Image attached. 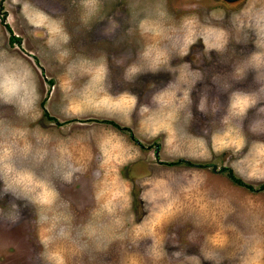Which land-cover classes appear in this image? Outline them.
Listing matches in <instances>:
<instances>
[{
  "label": "rangeland",
  "instance_id": "374dc122",
  "mask_svg": "<svg viewBox=\"0 0 264 264\" xmlns=\"http://www.w3.org/2000/svg\"><path fill=\"white\" fill-rule=\"evenodd\" d=\"M252 53L264 0H0V264H264V190L222 170L264 181ZM120 176L131 207L92 215Z\"/></svg>",
  "mask_w": 264,
  "mask_h": 264
},
{
  "label": "crops",
  "instance_id": "0c3cea01",
  "mask_svg": "<svg viewBox=\"0 0 264 264\" xmlns=\"http://www.w3.org/2000/svg\"><path fill=\"white\" fill-rule=\"evenodd\" d=\"M119 98L120 97H116L115 98V101L113 103L114 106L118 107V104H119V101H120ZM72 106H74V105L72 104ZM109 119H110V121H113V122H116V123H120V121L118 120V118L114 114L110 115ZM111 130L114 132V129L110 126V131ZM106 136L107 137H112V134L109 132ZM128 138L130 139V137H128ZM130 141H131V139H130ZM107 145H108V147L111 146L108 142H107ZM86 146H87L88 150L85 149V145L84 144H80V145L75 146V148H71L70 152H73V153H78L79 151L91 152V148L88 145H86ZM103 146L106 147L105 145H103ZM111 147H113V149L115 150L114 152L116 154L119 153V146H116L114 144ZM110 149L112 150V148H110ZM120 153L123 154L124 152L121 151ZM112 179H115V180L112 181V182L109 181L111 183L110 185H114V184L121 185V186H127L128 185L129 188L127 189V191H126V188H123V194H116V195H114L115 198H111V199L107 198V199H105V201H103L99 205V207L92 208V215L100 216V217L118 216V215H122V213L120 212V208H121V210L122 209L124 210L125 207H127V206L131 207V204H132L131 203L132 195H131V189H130L131 180H129V178H126V177L121 178V176L119 178L115 177V178H112ZM116 179H119V180H116ZM148 181H151V179L150 180H145V184H147ZM156 184H162V180L159 179V178H156ZM92 185L94 186V180H92ZM163 197H164V193L163 192H159V190L158 191L155 190L154 192H151V194H149V195H147V193H145L143 196H141V198L144 200V203H145L144 209L145 210H149V211H151L150 209L153 210L150 213H148L147 216H149L151 218H153L154 216L155 217H159V218L164 216L162 214L163 213L162 207L164 206L163 205ZM150 202H152V204H149ZM111 203H113V204H111ZM77 206H78L77 209H79L81 211H83L85 209L84 208L85 207L84 204L77 205ZM117 206L119 207L118 209H116ZM129 210H131V209H129ZM158 221H159V219H158ZM161 230L156 228L157 233L158 232L160 233ZM152 231H154V230H152Z\"/></svg>",
  "mask_w": 264,
  "mask_h": 264
},
{
  "label": "trees",
  "instance_id": "16d2710c",
  "mask_svg": "<svg viewBox=\"0 0 264 264\" xmlns=\"http://www.w3.org/2000/svg\"><path fill=\"white\" fill-rule=\"evenodd\" d=\"M41 103L43 104L44 103V99L41 101ZM112 123L114 125H116L117 127H120L119 124H117L116 122H113ZM164 163L166 164H179V163H186V164H196V165H206L205 163H199V162H192L190 161L189 159H186L184 157H179V158H176V159H172V160H167V161H163ZM222 170H224L226 172V174L228 175V177L235 183V184H238V185H243L245 187H247L248 189L250 190H253V191H256V190H264V181L260 182L259 184L257 185H254L250 182H247L245 181L241 176L237 175L234 170L229 167V166H224L222 167Z\"/></svg>",
  "mask_w": 264,
  "mask_h": 264
},
{
  "label": "clouds",
  "instance_id": "9594fccd",
  "mask_svg": "<svg viewBox=\"0 0 264 264\" xmlns=\"http://www.w3.org/2000/svg\"><path fill=\"white\" fill-rule=\"evenodd\" d=\"M220 51V50H218ZM258 55H262V54H259V53H252L250 54V56L248 58H246V60H244L242 63H241V66H238L237 67V72H242V73H246L248 68H251L253 70H256L260 67H264V65H257L255 63V60L257 58ZM143 58H147V53H144L143 54ZM157 61H153L152 64L154 65ZM243 65H247L248 68H244ZM129 71L131 73H136V72H139L140 71V68L139 67H136V66H132L129 68ZM241 78H244L243 76H241ZM246 100L244 101L245 105L247 107H251L253 104L256 103V100L252 99L251 98V94H246ZM5 102H8V101H5ZM16 218L18 219V217L16 216ZM57 264H63V259L60 258L57 260Z\"/></svg>",
  "mask_w": 264,
  "mask_h": 264
},
{
  "label": "flooded vegetation",
  "instance_id": "af4514ba",
  "mask_svg": "<svg viewBox=\"0 0 264 264\" xmlns=\"http://www.w3.org/2000/svg\"><path fill=\"white\" fill-rule=\"evenodd\" d=\"M242 0H212V3H219L224 5H231L233 3H237Z\"/></svg>",
  "mask_w": 264,
  "mask_h": 264
}]
</instances>
